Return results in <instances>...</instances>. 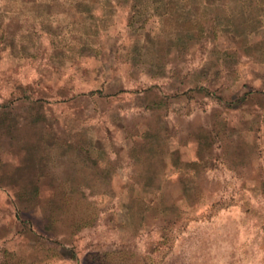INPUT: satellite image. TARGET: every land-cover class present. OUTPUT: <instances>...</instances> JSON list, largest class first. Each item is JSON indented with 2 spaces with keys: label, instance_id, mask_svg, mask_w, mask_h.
<instances>
[{
  "label": "rangeland",
  "instance_id": "1",
  "mask_svg": "<svg viewBox=\"0 0 264 264\" xmlns=\"http://www.w3.org/2000/svg\"><path fill=\"white\" fill-rule=\"evenodd\" d=\"M156 1L0 0V264H264V0Z\"/></svg>",
  "mask_w": 264,
  "mask_h": 264
},
{
  "label": "trees",
  "instance_id": "2",
  "mask_svg": "<svg viewBox=\"0 0 264 264\" xmlns=\"http://www.w3.org/2000/svg\"><path fill=\"white\" fill-rule=\"evenodd\" d=\"M189 1V0H188ZM215 2H218L216 0H214ZM213 1V2H214ZM238 5L239 6H244L245 4V0H238ZM258 1V3L262 2L263 0H256ZM158 3V7H163L165 10H170V9H174L175 7L178 8L180 5H182V7H191V3H193V5L195 6V9L201 7L203 4L201 2H180V0H157L156 1ZM212 2V4H214ZM190 5V6H189ZM190 8H188L189 10Z\"/></svg>",
  "mask_w": 264,
  "mask_h": 264
}]
</instances>
